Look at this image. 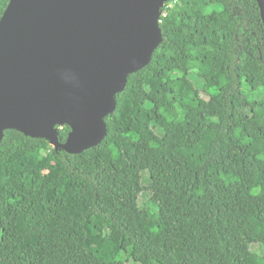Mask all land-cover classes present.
<instances>
[{
	"label": "trees",
	"instance_id": "16d2710c",
	"mask_svg": "<svg viewBox=\"0 0 264 264\" xmlns=\"http://www.w3.org/2000/svg\"><path fill=\"white\" fill-rule=\"evenodd\" d=\"M160 27L163 43L117 95L98 146L75 155L5 132L0 264H264L249 230L264 222L259 5L177 0Z\"/></svg>",
	"mask_w": 264,
	"mask_h": 264
},
{
	"label": "water",
	"instance_id": "95a60500",
	"mask_svg": "<svg viewBox=\"0 0 264 264\" xmlns=\"http://www.w3.org/2000/svg\"><path fill=\"white\" fill-rule=\"evenodd\" d=\"M169 1L9 0L0 20V143L16 130L69 154L98 146L117 95L163 43ZM256 1L264 25V0Z\"/></svg>",
	"mask_w": 264,
	"mask_h": 264
},
{
	"label": "rangeland",
	"instance_id": "374dc122",
	"mask_svg": "<svg viewBox=\"0 0 264 264\" xmlns=\"http://www.w3.org/2000/svg\"><path fill=\"white\" fill-rule=\"evenodd\" d=\"M255 87H258L257 84H254ZM124 122H127L129 124L132 125L131 122L129 121H124ZM182 145V142L178 139H174V140H171L169 142V147L171 149H175V148H178L179 146ZM143 183L145 185L149 184V181L147 179V176L144 174L143 175ZM207 211V207L205 205H200V206H197L195 208V212L198 214V215H202L204 214L205 212ZM250 233L255 236L258 240V243H256L254 246H253V251L257 252V253H260V254H263V247H262V243L264 242V222L260 223V224H256V225H253L252 227H250ZM174 240V232L172 230L168 231V233L166 235H164L163 237H161L159 240H158V244L160 246H163L165 244H168L170 243L171 241ZM111 243L110 242H106L105 243V247L107 249H110L111 248ZM131 263V262H130Z\"/></svg>",
	"mask_w": 264,
	"mask_h": 264
},
{
	"label": "built area",
	"instance_id": "2783aa9c",
	"mask_svg": "<svg viewBox=\"0 0 264 264\" xmlns=\"http://www.w3.org/2000/svg\"><path fill=\"white\" fill-rule=\"evenodd\" d=\"M177 2V0H172V1H169L165 4L164 8H163V12H162V15H161V18H160V24L162 23V19L164 17L167 16V13H168V10L174 6V4Z\"/></svg>",
	"mask_w": 264,
	"mask_h": 264
}]
</instances>
